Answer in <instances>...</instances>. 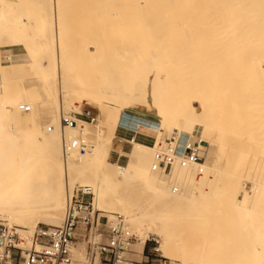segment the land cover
<instances>
[{
	"label": "bare ground",
	"instance_id": "1",
	"mask_svg": "<svg viewBox=\"0 0 264 264\" xmlns=\"http://www.w3.org/2000/svg\"><path fill=\"white\" fill-rule=\"evenodd\" d=\"M44 1L45 0H42V3ZM89 1L90 0L86 2L85 0V2L88 5H89ZM95 1L96 0H93V2L90 1V6L92 9H90L91 11L89 10V12H92L93 10L96 11V8L93 7L94 5L92 6V4H95ZM97 1L96 4L99 3V0ZM100 1H105V0H100ZM42 3L39 4L38 0H0V30L9 31V33L8 32L5 33L7 37L6 41H8L11 48L9 50L12 51L16 47L23 46L25 48L24 55L29 57L30 59L38 58V57H39L38 59H40L41 56L42 57L45 56V58L47 59L44 58L45 60L44 62H39L34 64L36 61L32 63L33 62L32 59V62L30 63H32L31 64L32 66L36 65L37 70L38 68L39 70L40 69L42 70V71L40 70L42 72L41 82L43 85H48L44 91L45 94L48 96V98L44 101V103L37 106L35 102L30 100L26 104L30 106V110L27 112L23 111L22 114L21 112L16 114V116L18 117H20L21 114V116H23V121H25L26 119L35 120V121L37 120V124L35 123L36 128L33 129L34 130L33 132H35L34 134L30 132L31 130L29 128H26L28 126H25L26 128L25 129L18 126L17 123H16L17 126L12 129L11 127L7 126L5 121H3L2 118L0 117V220L7 221L8 224L4 223L6 225H16V226L19 225V227L24 228L25 230L28 231H32L40 223L60 225L63 221L65 214L66 204L68 200V192L71 191L74 187H76L75 185L77 184L91 185L95 189L94 208L97 210L105 211L109 215L110 212L120 213L127 220L131 229H133L135 232H137L140 235L139 242L137 243L138 241L137 239V241L133 244V246L135 245L136 247L133 248L134 252L132 253V256L140 257L139 259L134 257L135 259L137 260L141 259L142 250L148 238L152 234L158 236L162 240V246L159 245V249L163 250L162 251L163 254L171 259V264H179L178 262H180V264H219V262H217L219 259L216 258L217 259L216 261L214 257L211 255L210 249L209 248L207 249L208 244L210 245V243L207 242L208 241L207 238H206V243H208L207 247L203 248L204 247L203 246L201 249V245H202L201 244L200 248L198 249L196 248L199 246L197 240L195 241L197 245L195 244L193 245L194 243L193 236L188 237L189 239L185 241V239H183L182 237H185L188 234L185 233L187 235L183 236L184 233L183 234L180 233L182 234V236L180 237L179 233L177 232L178 227L176 226L177 227L176 228L175 227L176 224L175 225L173 224L174 222L177 221H179L180 223V221L184 220L185 217L189 218L188 215H185L184 213L182 214V212L187 208H188L187 214H189L190 217L191 216L192 217L187 219L189 221L188 223L185 222L186 220L184 222L192 226V228L190 229L194 228L193 224L197 222V219H198V223L200 224L199 218H202V215L204 213L202 215L200 214L201 216L197 213L199 215L198 216L197 214L195 215L194 210H196L195 208L199 206L200 204L199 200L204 201V199L208 195H210L209 192L212 193L211 191H213V187L211 183L213 182L212 178H213V174H215L214 170L218 162L212 163L209 157L210 153L207 155V158L205 156V163L203 164L204 172L201 176H198L199 179L198 178L195 179L196 170L194 166H186L183 164L176 163L169 170L160 171L154 165L155 142L164 141V139L167 138L168 135L174 129H177L179 132H183L187 134L193 142L198 141L201 138L205 143L207 142L209 144L208 147L211 149H214L217 145L220 147V149H222L223 147L226 148L225 145L228 142V140H230L231 141L230 143H232L230 145L232 146L230 147V145L227 144V146L229 145L228 146L229 148L226 149L227 150L230 149L231 152H227L225 149L226 151L225 154L231 153L232 156L236 158V162L237 161L240 162V159H238V157L239 158L240 156L243 157L244 154L247 155L248 153L247 151H249L252 148V147L249 148L251 146L250 145L251 143L248 142L249 143L248 145L250 146H246V144H242L243 143L242 140H241L242 143L237 141V139H239V137L235 138L237 136L236 135L237 133L232 135L231 131H235V129H237V132L239 134L238 129L240 128H237L238 125H233L232 127L231 122H235L236 120L238 122L239 120H241L240 118H243L242 116L248 117L249 115H251L249 117L250 119L255 117L256 120L260 119L262 123L259 122V120L257 121L254 120V118L253 121L249 120V118L248 119L245 118L247 122L249 121L251 123L256 122L255 126L258 123L261 124L260 126L264 125L263 122L264 100L261 99L264 98L263 96L264 92L262 91L264 90V88L261 89L264 86V84L259 81L264 74L262 75L261 73L262 69L260 68L258 69V66H256V64L258 65L259 62L258 60L261 61L260 58L261 56H262V60H264V54H263L264 53V0H107L105 1V7H104V3L100 2L101 4H103V8L102 5L99 8L100 10L102 9V11H99V9L97 8L98 11H96L94 15L97 14L96 16H98V18L96 16L94 17H96L97 20H101L102 23L105 21L103 18L107 19L108 15L109 17H111L112 15L115 16L116 18L118 17V20L120 19L119 21L121 20L124 21L127 29L129 30L133 29L138 32L140 31L141 32V33L139 32L140 34L149 33L148 30L150 29L147 27L150 28L153 27L151 28V30L154 36L159 32L168 33L167 31L172 32V31L180 30L182 28L181 29L182 31L184 32L188 31L189 34H192L189 36V34H187L188 32L187 33L185 32L186 34L184 33L185 35H188L190 39L194 37L193 35L198 34L199 43H201V45L204 44L203 48L205 47V49L202 48V50L207 49L206 51L208 50L210 51L208 55L207 52L202 51L204 55H206L205 56L206 58H204V55L200 56L198 59L203 58L202 61L203 60L204 61L202 62L201 60H198L201 61L198 62L197 61L198 56L196 58L194 57L196 56L194 55L196 54L195 49L193 47L194 45L192 46L194 49V53H189L192 52L190 49L191 43L189 42L190 46L187 44L189 47L186 45L185 48H183L182 47L183 42H181L184 41L183 38V40L180 41L181 45L179 44V46H177L178 44H176V49H178L179 47L180 48L177 51L170 52L171 46L169 47L168 43L172 42V40L169 41L170 40L169 36H167L168 40L165 37L166 39H164L163 41L167 40L168 43L165 44L164 42L162 44L161 41L163 37H161V39L159 38L162 35L161 34L159 35V37L156 35L157 36L156 39H160V41L158 42L161 43L160 45L161 47L159 45L157 46V41L155 40L156 44L155 45L153 44V46H155V49H153L152 47L143 48L140 45L132 48V47H128V45L126 46L125 43V46H123V48H121L118 45L120 49L115 54L114 53L110 54L109 52L111 51H109L108 52L109 55H107L106 52L104 51L107 49L106 47L103 50L101 49L103 47H100L101 50L98 49L100 51L95 52L93 55L92 53L94 50L89 53L91 55V57L89 58L92 59V61L87 57L89 59L88 62L89 64L90 61L93 62L94 67L97 69L96 70L94 68V75L96 76V74H98V78L96 77L97 80L94 78H92L93 80L92 79L91 80L92 82L94 80L95 82L97 81L95 84L98 83L97 88L99 89V91L98 89L97 92L95 90L93 91L95 92V94L99 92L100 95L96 94V97H94L95 94L94 95L91 94L89 98H91L92 96L93 101L90 102L88 101V103H91L92 105L93 104L97 105V103H99L98 106L101 105L100 107H102L101 108L102 110H100L102 111L101 114L105 115L104 118L103 115H100L98 113V118L100 116L99 118L100 120L98 119L99 123L96 124L97 128L96 127L95 128L97 130L99 129L100 132L101 131L104 132H102V134L97 133L98 135L99 134L101 135L97 137L99 139H106L105 141L110 149V151L108 152L109 153L108 158L111 157L110 154L114 148L113 147L114 140L117 137H119L122 140H128L127 142H130L132 144L130 151L127 153L128 162L125 166H119L118 164L116 165V163H114L111 160V158L106 160V163L102 165V162L100 161L101 155L99 154L97 155L95 151H92L91 149V151L96 154L95 155L94 153H92L93 154L92 155L91 151L90 150H89L90 152L88 151V149L90 148H88L84 153L72 152L70 155L65 154L64 143L68 141L70 138L76 136L77 132L74 130L66 129L63 126L61 109L64 108L63 105H65V103L68 102V99L77 98L76 100H81L82 97H85V95L88 94V93L86 94L83 93L89 90L87 88L88 86L85 84L86 81L79 80V79H83L82 78L83 75L81 76V74L78 75L79 73H77L79 68H76L77 67L76 65L78 63L75 65L76 67L74 65H71L72 62H73L72 64H74L77 61V59L74 61L71 59L73 58V56L75 55L77 56L78 54L77 52L78 50H77L76 51L77 54L74 53L72 58L70 57L73 54L72 53L73 49L76 48L74 45L76 43L73 42L75 39H70L71 37H74L73 35L75 33H72L74 31H71V29L69 30L68 27H67L68 29H66L67 32L69 30L70 35L68 36L71 41L73 40L72 42L71 41L68 42L69 40L65 42L66 40L63 39V37H65V30L63 35L62 27L68 24L71 25V23L66 24L68 22L67 21L68 19H66L65 20L66 23L63 25L62 21L64 20L61 19L62 20L61 21L59 20V18L57 19L58 15H56V18L53 19L49 11L50 6L48 7V5ZM100 3L97 5L95 4V7L99 6ZM105 8L108 14H105L106 12L104 13ZM55 9L57 11V8ZM77 11L79 14V10ZM73 13L74 12L72 11V14ZM84 13H86V11ZM98 13L100 17L102 16V19L99 18ZM85 15H87V13ZM89 15L91 16V18L93 17L92 16L93 14L92 15L89 14ZM94 17L92 19H94ZM111 19H113V17H111ZM34 20H36V22ZM97 20L94 19L95 22ZM92 21L93 20H91V22ZM94 21L92 22L93 24ZM107 22L108 21H106L105 23ZM113 22L115 21L113 20L112 22H110V26L111 23ZM102 23L100 24V26L102 25ZM105 23L102 26L103 29H106ZM98 24L99 23L97 21V24L95 25L97 26V28L99 27L100 30L101 27L98 26ZM84 25L85 23L83 24V26ZM95 25L94 27L92 26L91 28L85 25L86 26L85 31L87 30L89 31V29H91V31L93 30L97 31L98 29L96 28ZM110 26L108 27L109 33H110V29H109ZM112 28L113 27H111V29ZM143 28L145 30L148 29L147 30L148 32H146ZM154 28H156L155 32L153 30ZM142 29L145 32H143ZM115 30H118V28ZM129 30H126V32H128ZM106 31L102 30V32L100 31L99 33L98 32L96 33H98V36L100 38L101 36L104 37ZM182 31H179V33ZM177 32L173 33V36ZM163 34L165 35V33ZM85 35L87 36V34ZM68 36L66 35V39ZM175 37H174L175 41L179 40V38L176 40L177 37L176 38ZM182 37L183 36L181 35L180 39ZM189 37L186 39L187 41H185V43H187L188 40H190ZM131 39L126 38V40L129 41ZM93 40H95L96 43H98L97 39L94 38ZM85 41H87L88 43V40ZM151 41L152 40H150V43L148 42L150 45L154 43V42L151 43ZM64 42L67 44L68 43L71 44L67 45L68 48H66V44ZM91 43H88L87 45L89 46V44L91 45ZM84 45L87 47L86 43ZM99 45L101 46V44ZM162 45L167 49V50L165 49V52L170 50L168 53L170 54L171 57L170 65L164 61L165 60L164 56L161 54L163 52L158 51L162 48ZM81 46L83 47V45ZM156 46L160 48L156 50ZM206 46L208 48H206ZM82 47L80 48L77 47V48L81 50ZM181 47L183 48V50H185V53L183 51L184 53L183 55L185 57L180 55L182 54L179 51L182 50ZM187 47L190 50L189 52L188 50H186ZM96 48L98 47L95 46V49ZM64 49L65 51H69V54H66V56L64 54L65 52ZM71 50L72 52H70ZM109 50L111 49L109 48ZM245 52L247 53V56ZM188 53H189V58H188ZM89 54L87 53L86 55L89 56ZM80 56H82V54ZM179 56H181L182 58L181 60L179 59L180 58ZM192 56L193 59L191 58ZM221 57H223V61L227 60V62L228 61L233 62L236 60L235 63L233 62L234 64H236L235 65L236 67L231 66L232 65L231 63L230 65L227 62L224 63H227V65H229V68H227L226 71H228L229 69L228 72L230 73L233 67L232 69L233 71L231 74L235 76V78L238 75H240L241 77L243 76V80H240L241 81L240 86H238L240 78L238 77L237 79L238 83L236 82V80H234V78H232L234 80L233 84L237 83L236 86L234 87V89L236 88L237 91L232 89L231 79L230 82L228 81L226 82L225 80L222 81L219 80L220 78H218V75L220 74L218 73V71H217L218 75L217 73H215L217 76H215L214 74V72H216L215 71L216 68H218L217 66L223 62ZM243 57L246 60L248 59L247 62L246 60L243 59ZM68 58L70 59L71 62H69ZM224 58L226 59L224 60ZM240 58L241 61L242 62L245 61L246 64L247 63L249 64V62L252 63L249 64V67L253 65L256 66V67L253 66V68L254 69L256 68L255 69L256 71L257 70L259 71V72L257 71L258 73L255 75L257 77H260L259 79L253 76V74L256 73L255 70L251 69V74L252 72L253 74L252 75L250 74L249 71L250 69L247 66L248 64L244 65L242 64L241 61L240 62L238 61L237 63V60H240ZM66 59L68 60L67 62L70 64V66H74L77 69L76 73L78 76L76 77L80 76V78H75V83L73 81V85L74 84L77 85L79 84V82H81V85L79 84V86H82L84 82V84L87 86L86 87L85 85H83L84 87L87 88V90L85 91V89L83 88L85 92L82 90L81 93L84 95L82 97L80 95L73 97L75 96L74 92L77 93V90L75 91V89H73V85L72 83H70L72 82L71 78H70L71 81L69 80L65 81L66 77L67 78L70 77L69 75L70 72L68 69L71 68L70 66H69L70 68H67L69 64H67L66 66L65 64ZM206 59L209 60L206 61ZM239 63H241L242 65H240ZM26 64L28 65L29 63ZM86 64L87 66L89 65L88 63ZM237 64H239L240 67H237ZM178 65L179 67L181 66L182 68H185V74L179 72V75L181 74V77L183 76V79L185 78L184 79L185 81H183V79L180 80L179 77L177 78L176 77L177 75L173 76V73H175V71L173 70H176L175 68H177L176 66ZM82 66L84 67V69H87L85 68L86 66L85 64L81 65V67ZM209 66L211 72L213 71V74H211L210 76L209 73L211 72L208 71L210 70L208 69ZM225 66L226 64L225 65L221 64L219 66L222 68V71L224 72V77L227 74L229 75V73H226L225 75V69H226ZM195 67L196 68L199 67V70L196 69L197 72L194 70ZM244 67L248 69L249 71L248 75L250 77L247 76V73L245 74V72L244 73L242 72L243 70L242 68ZM75 68H73V70ZM91 68L93 69L92 66ZM180 68L178 70L183 71L180 70ZM238 68H241L240 71ZM247 69H245L244 71H247ZM80 70L83 72L82 69ZM220 70H219V72H221L220 76L223 79H225L222 76L223 72ZM66 71H68L69 73L67 72L66 74ZM87 71L85 74H87ZM235 71L238 74H236ZM38 72L36 74L39 76L40 73L38 74ZM244 74L245 76H247V78L245 77L246 79L255 78L256 81L253 80V82H251L252 79H248L250 81L246 83L247 80L245 81ZM201 76L202 78H200ZM204 76L206 78L209 76L210 77L209 80L207 79L203 80ZM77 79L79 81H77ZM257 81L260 82L263 86L257 85ZM261 81L264 82V80ZM254 82L256 84L253 87L254 88L253 89L252 87L249 86H251L252 83L254 85ZM242 83H244L245 85H247L246 87H248L245 88L243 84L244 90L246 92L241 87ZM89 85H90L89 87L91 88H96L95 87L96 85L94 86V84H93L94 87H92L91 83ZM222 85H228V87H223ZM237 87H241V88H237ZM77 88H81V87H77ZM256 88L261 89L260 92L262 91L261 94L263 97H261L260 93L257 92L254 93L252 91L255 90ZM239 89L241 90V92L240 91L238 92ZM247 89H252L251 92H253L254 93L253 95L255 96L254 97L250 96V94L248 93L251 92L250 91L248 92ZM78 90L81 91V89ZM242 90L243 92H245L244 93L245 95L247 94L246 96H242L244 94L236 96V94L234 93L235 91L238 93H242ZM90 92L92 93V91ZM256 94L257 95L259 94L260 97L256 96ZM60 95L62 96V99L60 98ZM79 97H81V99H78ZM86 97L84 99H86ZM100 97L102 98V100L96 99V101L97 100L99 101L93 103L95 102L94 101L95 98H100ZM103 100L106 102V103L104 102V105L101 104L102 102H100ZM260 103L263 104L261 105ZM46 105L49 106V111L47 110L48 108L46 107ZM65 107L69 108L70 106H65ZM103 107L106 109L105 111ZM3 109H8V107L3 105ZM216 117H218V119H216ZM238 117L240 118L238 119ZM17 118L15 117L16 121ZM240 122H242V120L238 122L239 125ZM244 122L246 123V121ZM105 125L106 128L108 127V129L105 128ZM30 126H32L31 121H30ZM78 127L80 129L81 125L79 124ZM86 129H83L84 133L82 132L81 129L79 130L82 138L83 137L85 138V136L89 135V133L85 131ZM105 129L107 133L105 132ZM263 129L264 128L261 127L258 131L260 132V130L262 131ZM256 130L257 128L251 131V138L253 140H255L254 133L256 132ZM248 131L250 130L249 129L246 130L247 133ZM259 132L258 134H260ZM86 133L87 135H85ZM240 134H242L241 136H244L245 139V134L241 132ZM240 134L238 136H240ZM261 134L263 133L261 132ZM261 134L258 137L261 136L262 138ZM150 135H152L154 138H151ZM227 135L229 136V138L227 137ZM241 136L240 138H242ZM97 137L95 139H98ZM225 137H227L228 139ZM233 138L236 139L237 141L236 143L232 142L234 141ZM263 138L262 140H264ZM224 139L226 143L223 141ZM246 140L247 138L245 139V141ZM262 140L261 141L259 140L260 144L261 142L263 144ZM237 145L239 146L243 145V146L242 147L238 146L239 147L238 149H240L238 150L236 149ZM102 146L104 148V146L106 145H102ZM200 146L201 149L206 151L207 147L205 145L200 144ZM257 147H259V145ZM260 147L263 148L264 146H260ZM232 149H234L233 150L234 152L235 150L236 151L238 150L237 154L240 153V155L233 153ZM87 152H89L88 155L91 156V158L89 157L91 161L90 162L87 161L88 163L85 161L88 158L86 157L88 156ZM252 152H254V150ZM249 153L251 154V150L249 151ZM246 155L243 158L247 157ZM258 155L260 156V154ZM252 159L254 160L256 159V157L254 156V158ZM252 159L250 161H252ZM257 159L255 160L256 162L258 161ZM251 163H253V161ZM259 163L257 162L256 165L254 164L252 171L250 169L251 173L249 174L251 176L256 175L260 178L261 170L264 171V167L263 169L260 168ZM234 166L239 167L238 165L235 164ZM219 168L222 169V167ZM226 172L231 173V171L229 172L226 171ZM232 174L233 176H235L236 173L233 172ZM226 178H228L226 179V181L228 180L230 181V183L232 182L229 179L233 177L229 176ZM223 179H225V177ZM234 179L236 184L237 182L236 176L234 177ZM237 179H240L238 178V175H237ZM228 181L227 183H229ZM262 182L264 181H260V186H262L261 188L264 189V183ZM227 183L225 182L224 186H226ZM231 184L232 185L229 184V186H231L232 189L234 187L235 189H233V191L234 190L235 191L234 192L232 191L233 202L231 204V207L227 206L228 208H226L228 209L230 219L232 220V221L230 220L232 222V225L231 224L229 225L233 226L236 229V231L233 232L238 233L237 236L239 240H241L239 243L240 244L242 243L243 245L242 244L241 245L244 246L243 247L244 250L242 252L239 251L240 252L239 253L238 252L239 249L237 250V252L239 253V259L238 261L237 259H235V261H237L238 263H234V264H264V195L260 189H256L253 193H248L244 191L242 188H239L237 184L236 186L238 189L235 187L234 183ZM226 188L228 187L226 186ZM217 189L220 190L221 188L219 187ZM208 197L210 198L211 195ZM221 201L225 202L224 198ZM224 202L222 203L224 204ZM224 206L226 205L224 204ZM189 209L190 211L191 210L194 211L193 213L194 215H191L192 213L190 212L188 213ZM222 210L223 209H221V212ZM206 211L207 210H205L204 212ZM224 212L226 213L225 210ZM219 215L221 216V214ZM227 215L228 214H226L224 217H226ZM205 216L206 215H204V217ZM210 217H212V215ZM228 222L229 221L227 220V223ZM179 223H177V225ZM185 223H183L184 226L186 225ZM188 225H186L185 228H189L187 227ZM216 226L214 227V229L215 228L217 229ZM179 228L181 227L179 226ZM185 228L183 227V229ZM234 228L231 230H234ZM218 229L221 230L220 228ZM194 230L190 231L191 235ZM202 230L205 232L204 229ZM220 234L222 235V233ZM238 238L236 240H238ZM216 245L214 244L215 247L213 248H216ZM82 247H83L82 245L78 246L77 250L75 251V258L78 261L84 263L85 258ZM161 247H163V249ZM234 247H236L237 249V246L234 245ZM238 247L240 248V245ZM227 252L229 253V251ZM226 263L233 264V262L232 263L226 262Z\"/></svg>",
	"mask_w": 264,
	"mask_h": 264
},
{
	"label": "rangeland",
	"instance_id": "2",
	"mask_svg": "<svg viewBox=\"0 0 264 264\" xmlns=\"http://www.w3.org/2000/svg\"><path fill=\"white\" fill-rule=\"evenodd\" d=\"M55 1V2H54ZM74 1V2H73ZM76 1V2H75ZM78 1V2H77ZM81 1H82V3H81ZM90 1H92L93 2V0H90ZM90 1H89V5L86 3V2H88V0H86V2H85V0H45L43 3L45 4V5H48V7L50 8L49 9V11H50V14L52 15V17H53V19H55L56 18V15H58L57 16V19L59 18V20H61V19H63L64 21H62L63 22V25L66 23V19H68L67 21V23L66 24H68V23H71V25H66V26H63L62 28H63V30H62V33H63V35H64V30H65V37H63V39H65L66 41L65 42H67L68 40V42H70L71 40L70 39H75L73 42L74 43H76V44H74L75 45V49H73V52H72V50L70 51V52H72L73 54L70 56L71 58H72V56L74 55V53L75 54H77L76 53V51L78 52V54H77V56L75 55V56H73V58L71 59L70 57V59L71 60H76L77 59V61L74 63V64H72L71 63V65H76L77 63V67L76 68H79L78 69V72L77 73H79L78 75H80L81 74V76L83 75V79H79L80 81L81 80H83V81H86V85L88 86H86L85 84H84V82H83V85H85L87 88H88V90L89 91H86L87 90V88L86 87H84L83 85V87L82 86H79V84L81 85V82H79V84H77V85H73V81H74V83H75V78H80V76L79 77H76V76H78L77 75V73H76V71H77V69L74 67V66H70V64L67 62L68 60L66 59V61H65V64H66V66H67V64H69L68 66H67V68H70V69H68L69 70V72L68 71H66V74H67V72L69 73V75H70V77H69V75H68V77L69 78H67L66 77V79H65V81L66 80H69V81H71L72 80V82H70V83H72V85H73V89H75V91L77 90V93L76 92H74L75 93V96H73V97H76L77 95H80L81 97L82 96H84L83 94H86V93H88L87 95H85V97H86V99H87V101H86V99H84L85 97H82V99H81V97H79L78 99H81V100H76L77 98H75V99H68V102L67 103H65V105H63V109H61V112L62 113H70V114H77V113H80V112H82L84 109H89L91 112H93V113H99L100 115H103V114H101V112L102 111H100V110H102L101 108L102 107H100V106H98V104L99 103H97V105H92L91 103H88V101L90 102V101H93L92 99V96H91V98H89V96L92 94V95H94L95 94V92L93 91V90H95L96 92H97V85H98V83L97 84H95L96 82H95V80L92 82V78H94V79H96L97 80V78H98V74H96V76L94 75V64H93V62H91L92 61V59H90L89 57H91V55L89 54L90 52H92L93 50V53H92V55L95 53V52H99L101 49L103 50L105 47L108 49H106V50H104L105 52H106V54L107 55H109L108 54V52L109 51H111V52H109L110 54H115L116 52H118L119 51V49H120V47L121 48H123V46H125V43H126V46L128 45V47H137V46H141V47H143V48H150V47H152L153 49H155V46H153V44L155 45L156 43H155V40L157 41V46L159 45H161V43L163 44L164 42H165V44L166 43H168L167 42V40H168V38H167V36H169V41H171L172 40V42H170V43H168L167 45L171 48H168V49H170V50H168L167 52H165V49H166V47H163V45H162V48L160 49V50H158V51H162L163 53H161L163 56H164V61L167 63V64H169L170 65V61H171V57H170V54H168L169 53V51L170 52H174V51H177L178 49H176V44H178L177 46H179V44L181 45V42H183L182 44L184 45H182V47L183 48H185V46L188 44L189 46H190V44H189V42L191 43V51L192 52H189L190 50H189V46L187 47V49L186 50H188V52L189 53H194V49H195V52H196V54H194V55H196V56H194L195 58L197 57V61L198 60H201L202 61V59L203 58H200V59H198L200 56H203L204 55V53L202 52V51H205V52H207V55L210 53V51L208 50V51H206V50H202V48H203V46H204V44L203 45H201V43H199V35L198 34H195V35H193L194 37H192L191 39H190V35H192V34H189V32L187 33L186 31V33L187 34H189V36L188 35H185L186 33L184 32V31H182L181 29L180 30H177V31H167L168 33H166V32H159L158 34H155V36H154V34H152L153 32H152V30H151V28H153V27H147V28H149L150 30H148V29H144L146 32H148L149 31V33H144V34H140L138 31H135V30H133V29H127V27H126V25H125V23H124V21H122L123 23H124V25H123V23L121 22V21H119L118 20V17L116 18L115 16H112L111 14V17H113V19H111V17H109V15H108V18L106 19V18H103L104 20V22L102 23V21L101 20H97V18H98V16H96L97 14H95L94 15V13H96V11H98L97 10V8L99 9L100 8V6L102 5V8H103V4H101L100 2H103L104 3V7H105V1H107V0H105V1H100L99 0V3H100V5L99 6H96L95 7V4H96V1H95V4H92V6L94 7V8H96V11L95 10H93L92 12H89V10L90 9H92L91 8V6H90ZM38 2H39V4H41L42 3V0H38ZM48 3V4H46V3ZM91 2V3H92ZM98 2V1H97ZM42 3V4H43ZM77 3V4H76ZM79 3V4H78ZM99 3H97V4H99ZM108 3V2H107ZM50 4V5H49ZM72 4V5H71ZM75 4V5H74ZM83 4V5H82ZM96 4V5H97ZM28 5H30V4H28ZM56 5V6H55ZM77 5V6H76ZM87 7H86V6ZM108 5V4H107ZM106 5V6H107ZM70 6H72V7H70ZM79 6V7H78ZM77 7V8H76ZM84 7V8H83ZM55 8H57V11H56V9ZM65 8V9H64ZM82 10H81V9ZM89 8V9H88ZM93 8V9H94ZM83 9H85V10H83ZM77 10H79V14H78V11ZM88 10V11H87ZM105 11H104V13L107 11L106 10V8L104 9ZM68 11V12H67ZM72 11L75 13H73L72 14ZM86 11V13H87V15H85L86 13H84ZM91 11V10H90ZM95 11V12H94ZM99 11H102V9L100 10L99 9ZM37 12V11H36ZM77 12V13H76ZM89 12V13H88ZM109 12V11H108ZM58 13V14H57ZM83 13V14H82ZM103 13V14H104ZM111 13V12H110ZM60 14V15H59ZM89 14H93L92 16L94 17V16H96V17H94V19H96L97 21H98V26H100V24L102 23V25L100 26L101 28H100V30H99V27L97 28V26L95 25V24H97V21L95 22L94 21V19H92L91 18V16L89 15ZM102 14V15H103ZM105 14H108L107 12L105 13ZM104 14V15H105ZM76 15V16H75ZM85 15V16H84ZM98 15H99V13H98ZM100 15H101V12H100ZM100 15H99V18H101L102 19V16L100 17ZM90 17V18H88V17ZM106 16V15H105ZM104 16V17H105ZM68 17V18H67ZM78 17H79V19H78ZM114 17H115V19H114ZM65 18V19H64ZM109 18H110V21H109ZM117 19V20H116ZM91 20H93L94 21V24L91 22ZM114 20L115 22H113V23H111V26H110V22H112V21ZM35 22H36V20H34ZM83 21V22H82ZM88 21V22H87ZM106 21H108L107 23L109 24H107V23H105ZM118 21V22H117ZM136 21H138V20H136ZM141 21H143V20H141ZM91 23V25L94 27V25L96 26V28L99 30V32L101 31L102 32V30L103 31H108V27L110 26V33H109V31H108V33H107V31L105 32L106 34L104 35V37L103 36H101L100 34V36L102 37V40H101V37L99 38V36H98V30L97 31H95V30H93V31H91V29H89V31L87 30V31H85L86 30V26H88L89 28H91L92 26L90 25V23ZM101 22V23H100ZM117 22V23H116ZM119 22H121V23H119ZM140 22V21H139ZM85 23V25L83 26V24ZM106 24V29H103L102 28V26H103V24ZM127 23V22H126ZM78 24V25H77ZM121 24V25H120ZM107 25H108V27H107ZM73 26V27H72ZM105 26V25H104ZM123 26V27H122ZM152 26V25H151ZM69 28V30L71 29V31H74V32H72V33H75L73 36L74 37H71L70 39H69V36L68 35H70V33H69V30H68V32L66 31V29H68ZM77 27V28H76ZM111 27H113V28H115V29H117L118 28V30H115V29H111ZM85 28V29H84ZM105 28V27H104ZM84 29V30H83ZM94 29V28H93ZM102 29V30H101ZM143 29H142V31H143ZM121 30V31H120ZM126 30H129V31H132V32H126ZM148 30V31H147ZM154 30V32H155V30H156V28H154L153 29ZM184 30V29H183ZM145 31H143V32H145ZM179 31H182V32H180L179 33ZM6 32H8L9 33V31H2V30H0V117L2 118V120L3 121H5V123L7 124V126H9V127H11L12 129L13 128H15L17 125L18 126H20V127H22V128H25V126H28V127H26V128H29L30 130V132L32 133V134H34L35 132H33L34 130L33 129H35L36 128V124H37V120L35 121V120H29V119H26L25 121H23V116H21V114H22V112H23V110H21L20 109V106L22 105V104H27L30 100H32L33 102H35V104L37 105V106H39L40 104H42V103H44V101L48 98V96L45 94V88L48 86V85H43L42 84V82H41V71L39 70V68H38V70L36 69V65H31L32 63H34L35 61V63L34 64H36V63H39V62H44L45 60H44V58H45V56H41V58L40 59H38V58H29V57H27V56H25L24 55V47L23 46H19V47H16L15 49H13L12 51L11 50H9V49H11L10 48V45H9V43H8V41H6L7 40V37H6ZM66 32H67V34H66ZM88 32V33H87ZM96 32H98V33H96ZM171 32V33H170ZM175 32H177L174 36H173V33H175ZM69 33V34H68ZM72 33H71V36H72ZM96 33V34H95ZM163 33H165V35L163 34ZM185 33V34H184ZM84 35V36H82V35ZM85 34H87V36L85 35ZM94 34V35H93ZM130 34V35H129ZM163 36H162V35ZM183 36L181 39H180V36L181 35ZM66 35L68 36L67 37V39H66ZM92 35V36H91ZM159 37V35H161L159 38L161 39V37H163L162 38V41H161V43L160 42H158V41H160V39H156V37L157 36ZM185 35V36H184ZM78 36V37H77ZM80 36V37H79ZM95 36H97V37H95ZM130 36V37H129ZM177 38H176V37ZM83 37H84V39H83ZM92 37V38H91ZM131 37H132V39H131ZM154 37V38H153ZM167 38V40L166 41H163L164 39H166ZM174 37L176 38V40L179 38V40H177V41H175L174 40ZM186 37V38H185ZM189 37V39L190 40H188V42L187 43H185V41H187L186 39ZM87 38V39H86ZM97 39V42L98 43H96V41L95 40H93V39ZM126 38L128 39V38H130L131 40L129 41V40H126ZM138 38H140V39H138ZM153 38V39H152ZM183 38H184V41H181V40H183ZM100 39V40H99ZM143 39V40H142ZM85 40H88V43H91V45L89 44V46L87 45L88 43H87V41H85ZM99 40V41H98ZM106 40V41H105ZM126 40V41H125ZM141 40V41H140ZM150 40H152L151 41V43L152 42H154V43H152V45H150L149 43H150ZM71 41V42H72ZM125 41V42H124ZM129 41V42H128ZM181 41V42H180ZM64 42V43H65ZM110 42V43H109ZM128 42V43H127ZM132 42V43H131ZM149 42V43H148ZM177 42H180V43H177ZM86 43V45H87V47L84 45ZM107 43H109L110 44V46H109V44H107ZM131 43V44H130ZM175 43V44H174ZM66 44V48H68L67 47V45H70L69 43L67 44V43H65ZM99 44H101V46L99 45ZM105 44H106V46H105ZM122 44V45H121ZM131 46H130V45ZM146 44V45H145ZM164 44V45H165ZM79 45V46H78ZM81 45H83V47L81 46ZM103 45V46H102ZM118 45L120 46V47H118ZM194 45V46H193ZM95 46L96 47H98V48H96L95 49ZM109 46V47H108ZM156 46V50L157 49H159L160 47H157ZM167 46V47H168ZM194 47V49H193V47ZM201 46V47H200ZM70 47V46H69ZM80 48V47H82L81 48V50L80 49H78V48ZM86 47V48H85ZM100 47H103V48H101L100 49ZM117 47V48H116ZM181 47V48H182ZM64 48H65V46H64ZM73 48V47H72ZM71 48V49H72ZM109 48L111 49V50H109ZM183 48H182V50H179L182 54H180L181 56H184L183 54L185 53V50H183ZM206 48H208L207 46H206ZM70 49V48H69ZM69 49H66V50H69ZM98 49H100V50H98ZM164 51H163V50ZM175 49V50H174ZM203 49H205V47L203 48ZM210 49V48H209ZM116 50V51H115ZM167 50V49H166ZM64 51H65V49H64ZM104 51H101V52H104ZM113 51V52H112ZM183 51H184V53H183ZM66 52V53H65ZM64 52V54H65V56H66V54H69V51H65ZM82 52V53H81ZM86 52V53H85ZM187 52V51H186ZM84 53V54H83ZM89 54V56L88 55H86V54ZM189 53H188V58H189ZM249 53V52H248ZM82 54V56H80ZM169 56H168V55ZM172 54V53H171ZM187 54V53H186ZM206 54V53H205ZM245 54H246V56H247V53L245 52ZM264 54V53H263ZM79 55V56H78ZM193 55V54H192ZM244 55V54H243ZM69 56V55H68ZM114 56V55H113ZM172 56V55H171ZM181 56H179L180 58V60L182 59L181 58ZM191 56V55H190ZM206 55H204V58H206L205 57ZM22 57V58H21ZM81 58V59H78V58ZM86 57V58H85ZM91 60L90 61V64H89V59ZM107 57H109V56H107ZM185 57V56H184ZM19 58V59H18ZM22 60H21V59ZM27 59V60H24V59ZM68 58V59H69ZM112 58V57H111ZM187 58V57H186ZM186 58H184V59H186ZM192 59H193V56L191 57ZM190 58V59H191ZM208 58H210V57H208ZM248 58V57H247ZM261 58V61L260 60H258L257 62H258V65L256 64V62H255V64H256V66H258V69L260 68V69H262L261 70V73H262V75L264 74V60H262V56L260 57ZM32 59H33V62H32ZM35 59H38V60H35ZM45 59H47V58H45ZM70 59H69V62H71L70 61ZM85 59V60H84ZM110 59V58H109ZM183 59V60H184ZM221 59H222V61H223V57H221ZM226 58H224V60H225ZM239 59V58H238ZM243 59L244 60H246L244 57H243ZM242 59V60H243ZM84 60V61H83ZM188 60V59H187ZM209 60V59H208ZM207 59H206V61H208ZM248 60V59H247ZM247 60H246V62H247ZM21 61V62H20ZM26 61V62H25ZM87 61V62H86ZM201 61H198V62H201ZM204 61V60H203ZM202 61V62H203ZM236 61V60H235ZM235 61H233L234 63H235ZM238 61L240 62L241 61V58H240V60H237V63H238ZM263 61V62H262ZM30 62H32V63H30ZM80 62V63H79ZM224 62H227V60H225V61H223L221 64L222 65H225L226 64V69H225V75H226V73H229V75L227 76H225L224 77V72L222 71V66L221 67H219L220 65H218L217 67L218 68H216V72H214V74L215 73H217V71H218V73H220L221 74V72H219V70L220 71H222L223 72V74H222V76L225 78V79H223L221 76H220V74L218 75V73H217V75H218V78H220L219 80H225L226 82L228 81V82H230V79L232 80L231 81V85H232V89H234V87L236 86V84L238 83V77L240 78L239 79V85L238 86H240V80H243V76L241 77L240 75H238L236 78H235V76H233L231 73H232V69H233V67H232V69H231V73L230 72H228L229 71V69H228V71H226L227 70V68H229V65H230V63L232 64L231 66H235L236 64H234L233 62H227L229 65H227V63H224ZM242 62V61H241ZM245 61H243L242 62V64H244V65H247L246 64V62L244 63ZM26 63H29L28 65L26 64ZM86 63H88L89 65V68H88V66H87V64ZM16 64H19V65H16ZM20 64H23V65H20ZM25 64V65H24ZM64 64V65H65ZM86 65L85 66V68H87L88 69V71H87V69H84V67L82 68L81 67V65ZM240 65H242L241 63H239ZM239 64H237V67H240V65ZM249 64H252V63H250L249 62ZM249 64L247 65L248 67H249ZM179 65H181V64H179ZM179 65L178 66H176L177 68L179 67ZM199 65V64H198ZM243 65V66H244ZM70 66V67H69ZM79 66V67H78ZM91 66L93 67V69L91 68ZM173 66V65H172ZM183 66V65H182ZM231 66H230V68H231ZM243 66H241V67H243ZM251 66V65H250ZM254 67H256L255 65H253ZM253 66H251V67H249V71H250V74H251V69H253V70H255L254 68H253ZM262 66V67H261ZM181 67V66H180ZM179 67V68H180ZM212 67V66H211ZM236 67V66H235ZM234 67V68H235ZM73 68H75L74 70H73ZM172 68V67H171ZM177 68H175L176 70H173V71H175V73H173V76H175V75H177L176 77L178 78L179 77V79L180 80H182L183 79V76L181 77V74L179 75V72L180 73H184L185 74V68H180V70H183V71H179ZM224 68V67H223ZM32 69V70H31ZM80 69H84L83 70V72L80 70ZM96 69V68H95ZM196 69H198L199 70V67H195L194 68V70L197 72V70ZM208 69H210V66H209V68ZM215 69V68H214ZM214 69H212V70H214ZM217 69H219V70H217ZM239 69V71H240V69L241 68H238ZM243 70H242V72L244 73L245 72V74L247 73V76H249L248 75V73H249V71H248V69L247 68H242ZM245 69H247V71H244ZM80 70V71H79ZM97 70V69H96ZM95 70V71H96ZM172 70V69H171ZM36 71V72H35ZM39 71V72H38ZM86 71H87V74H85L86 73ZM177 71V72H176ZM209 72H211V69L210 70H208ZM207 71V72H208ZM238 71V70H237ZM238 71V72H239ZM256 71V70H255ZM254 71V72H255ZM258 71V70H257ZM256 71V73H254L253 74V72H252V74H253V76L254 77H257V76H255L258 72ZM27 72V73H26ZM35 72V73H34ZM38 72V74L40 73V75L38 76L36 73ZM81 72V73H80ZM89 72V73H88ZM207 72H205V73H207ZM97 73V72H96ZM234 73V72H233ZM235 73H236V71H235ZM234 73V74H235ZM240 73V72H239ZM34 75V76H32V75ZM89 74V75H88ZM211 74H213V71L211 72V73H209V76L211 75ZM231 74V75H230ZM236 74H238V73H236ZM235 74V75H236ZM245 74H244V79H245V81L247 80V82L246 83H248V81H250V80H248V79H252V78H248V79H246L247 78V76H245ZM251 74V75H252ZM91 75V76H90ZM203 75V74H202ZM216 74H215V76H217ZM259 75V74H258ZM261 75V76H262ZM95 76V77H94ZM200 76V75H199ZM205 77L204 76V78H203V80L204 79H207V80H209V78L210 77ZM220 76V77H219ZM231 78H230V77ZM260 76V75H259ZM264 76V75H263ZM262 76V78L259 80L260 82H262L263 84H264V82L263 81H261V80H264V77ZM97 77V78H96ZM184 77H185V75H184ZM226 77H229V78H226ZM246 77V78H245ZM250 77V76H249ZM70 78H71V80H70ZM199 78V77H198ZM200 78H202V76L200 77ZM232 78H234V80H236V82L237 83H234L233 84V82H234V80L232 79ZM242 78V79H241ZM260 77H257V79H259ZM88 79V80H87ZM92 79V80H91ZM185 79V78H184ZM183 79V81H185ZM226 79H228V80H226ZM78 79H77V81H79ZM253 80H255L256 81V79L255 78H253L252 80H251V82H253ZM87 81H88V84H87ZM92 84V87H94L95 85V87L96 88H91V87H89L90 85V83ZM260 82H258L257 81V85H261V86H263ZM93 84H94V86H93ZM243 84L244 83H242L241 85V87L243 88V90H244V87L245 88H248V87H246L247 85H245L244 84V87H243ZM249 84H251V83H249ZM255 82H254V85H253V83H252V85L251 86H249V87H254L255 86ZM234 85V86H233ZM256 85V86H257ZM223 87H228V85H222ZM230 86V85H229ZM260 86V87H261ZM77 87H81V88H77ZM231 87V86H230ZM241 87H237V88H241ZM259 87V88H260ZM83 88L85 89V91L83 90ZM90 88V89H89ZM264 88V86L261 88V89H263ZM78 89H81V91H79ZM254 89V88H253ZM257 89V88H256ZM255 89V90H256ZM261 89H257L256 91L255 90H252V89H247V91L249 92H251V90L255 93V92H257V93H260V95H261V97H263L262 96V91L264 92V90H262L261 92H260V90ZM82 90L85 92V93H81L82 92ZM234 90H236V88L234 89ZM243 90H242V93H238L239 91L241 92V90L239 89L238 90V92H234L235 94H236V96H239V95H241V94H244L245 92H243ZM79 91V92H78ZM90 91H92V93L90 92ZM98 91H99V89H98ZM247 92V93H248ZM253 92H251L252 93V95H251V93H248V94H250V96H255V95H253L254 93ZM238 93V94H237ZM97 95H100L99 94V92L98 93H96ZM96 94L94 95V97H96ZM264 94V93H263ZM247 95V94H246ZM245 94L244 95H242V96H246ZM256 96H259V94L257 95L256 94ZM260 97V96H259ZM60 98L62 99V96L60 95ZM91 99V100H90ZM96 99H101L102 100V98L100 97V98H95V102H93V103H96L97 101H99V100H97L96 101ZM251 99V98H250ZM261 99H263L264 100V98H261ZM100 102H102L101 104H103L104 105V100L103 101H100ZM249 102H251V101H249ZM261 102V101H260ZM106 103V102H105ZM246 103H247V101H246ZM263 103H264V101H263ZM263 103H260L261 105L263 104ZM3 105H5V106H7L8 107V109H3ZM65 106H70L69 108L68 107H65ZM107 106V105H106ZM46 107L48 108L47 110L49 111V106H47L46 105ZM99 109H98V108ZM105 107V106H104ZM103 107V108H104ZM263 107H264V104H263ZM76 109V110H75ZM109 109V108H108ZM264 109V108H263ZM64 110V111H63ZM66 110V111H65ZM106 109L104 108V111H105ZM70 111V112H69ZM21 112V114H20V117H18V116H16V114H18V113H20ZM108 112V111H107ZM104 113V112H103ZM105 114V113H104ZM107 114V113H106ZM246 116V115H245ZM248 116V115H247ZM251 115H249L248 117H244V116H242L243 118H240V117H238V119L240 118L241 120H242V122H240V125L238 124V122L239 121H241V120H239L238 122H237V120L235 121V122H231L232 124V127H233V125H238V127L237 128H240V129H238V131H239V134H240V132L241 133H244L245 134V132H246V130H250V131H248V133L246 132V134H245V139L247 138V142L245 141V139H244V136H241L242 134H240V136L242 137V138H240V136H238L239 134H238V132H237V129H235V131H231V133H232V135L233 134H236L237 136L235 137V135H234V137L235 138H238L239 137V139H237V141L238 142H240V143H242L241 142V140L243 141V143L242 144H246V146H250L249 148H251L250 150H251V154H252V156H251V154L249 153V151H247L248 153H247V155L246 154H244V156L246 155L247 157H245V158H243L242 156H240V158L238 157V159H240V162L239 161H237L236 162V158H234V156H232V154L231 153H227V154H225L226 153V151L227 152H231L230 151V149L229 150H227L226 148H229L228 146L230 145V144H232V143H230L231 141L230 140H228V142L226 143L225 142V139L223 140L225 143H226V148H222V149H220V147L217 145L214 149H211V148H209L208 146H209V144L206 142V143H204V145L207 147L206 148V151H205V156H206V158H207V155L210 153V155H209V157H210V159H211V161H212V163H216V162H218V164H216V168H215V174H213V178H212V183H211V185H212V187H213V191H211L212 193H210L209 192V194L211 195V197L209 198L208 196H210V195H206V196H204V197H206L205 199H204V201H200L199 200V202H200V204H199V206H197L195 209L196 210H194L195 211V215L198 213L199 215L201 214H203L202 215V218H199V222H200V224L198 223V219H197V222L195 223V224H193L194 225V228L193 229H190V228H192V226L190 227L188 224H186L185 222H189L187 219H189V218H191L190 217V215L189 214H187V209H185L183 212H182V214L184 213L185 215H188L189 216V218L188 217H185L184 218V220H182V221H180V223H179V221H177V222H174L173 224L175 225V227L177 228V232L179 233V235H180V237L182 236V234H183V236H185V235H187V236H185V237H187V238H185V237H182L183 239H185V241H187L189 238L188 237H192L193 236V239H194V243H193V245L195 244V245H197V243L195 242L196 240H197V242L199 243L198 245V247H196V248H200V245H201V249H202V247L203 248H206L207 247V244L208 243H210V245L208 244V247H207V249L209 248L210 249V253H211V255L214 257V259L217 261V259H221L220 261L218 260L217 262H219V264H228V263H226V262H233V264L234 263H238L237 261H238V259H239V251H243L244 250V246H242L239 242L241 241V240H239V238H238V236H237V234L238 233H235V232H233V231H236V229L233 227V226H230L229 224H231L232 225V220L230 219V215H229V211H228V209H226V208H228V207H231V204H232V202H233V200H232V198H233V196H232V191H233V189H235L234 187H233V189L231 188V186H229V184L230 185H232L231 183H234V185H235V187L237 188V186L239 187V188H242L244 191H246V192H248V193H253L256 189H260L261 190V192L263 193V195H264V189L263 188H261L262 186H260V181H264V171L263 170H261V173H260V178L258 177V176H256V175H250L249 173H251V171L253 170L252 168L254 167V164L256 165V163L258 162H260L259 164H260V168H262L263 169V167H264V161H263V154H264V147L263 148H261L260 146H264L263 144H264V140H262V138L264 137L263 135H264V129L261 131L260 130V132L258 131L261 127L262 128H264L263 126H260L261 124L260 123H258L259 124V126H258V124H256V126H255V123L256 122H254V123H251L250 121L249 122H247V120L245 119V118H249ZM15 117L17 118V121L15 120ZM102 117V116H101ZM103 117L105 118V115H103ZM212 117V116H211ZM252 117H253V115H252ZM99 118H100V116H99ZM98 118V119H99ZM254 118V120H256V118L255 117H253ZM253 118L252 119H250L249 118V120H252L253 121ZM216 119H218V117H216ZM215 119V120H216ZM245 119V120H244ZM81 120L83 121V122H81V121H79L78 122V124H80V125H82L83 127H85V128H83V127H80V129L82 130V132H83V129H86V128H90V127H92V128H90L89 130L88 129H86L85 131H87V133H89V135H87V133L85 134V135H87V136H85V138L83 137V139L88 143V148H90V149H88V151L90 150L91 151V149H92V151H95V153L98 155H101V158H100V161L102 162V165H104L105 163H106V160H108V159H110L111 158V160L114 162V163H116V165L118 164L119 166H125L126 164H127V162H128V156H127V153L130 151V149H131V147H132V144L130 143V142H127L128 140H122V139H120L119 137H117L115 140H114V145H113V150H112V152H111V157L110 158H108V152L110 151V149H109V147H108V144L106 143V139H99L97 136H101L100 134H102V132H104V131H101L100 132V130L98 129H96L97 128V125L96 124H98L99 122L97 121L96 123H94V124H91V123H89V122H87V120H84V119H82L81 118ZM100 120V119H99ZM214 120V119H213ZM257 120H259V122H261V120L260 119H257ZM256 120V121H257ZM27 121H29V122H27ZM30 121L32 122V126H30ZM103 121V120H102ZM244 121H246V123L244 122ZM218 122V121H217ZM263 122H264V120H263ZM16 123H17V125H16ZM26 123V124H25ZM36 123V124H35ZM102 123V122H101ZM230 123V122H229ZM262 123V122H261ZM25 124V125H24ZM35 124V125H34ZM106 124V123H105ZM244 126H242V125ZM246 126H245V125ZM96 125V126H95ZM103 125V124H102ZM107 125V124H106ZM106 125H105V128H106ZM30 126V127H29ZM101 126V125H100ZM230 126V125H229ZM239 126H241V127H239ZM32 127V128H31ZM96 127V128H95ZM25 128V129H26ZM101 128V127H100ZM245 128H247V129H245ZM255 128H257V130H256V132L254 133L255 134V136H254V139L255 140H253L252 138H251V131L253 130V129H255ZM103 129H104V126H103ZM106 129H108V127L106 128ZM106 129H105V132H106ZM230 129H231V127H230ZM242 129V130H241ZM252 129V130H251ZM28 130V129H27ZM102 130V129H101ZM175 131H178L177 129H174L169 135H168V137L173 133V132H175ZM234 132V133H233ZM258 132L261 134V132L263 133V134H261L262 135V138H261V136L260 137H258L260 134H258ZM84 133V132H83ZM97 133H100L99 135L97 134ZM107 133V132H106ZM231 133H229V134H231ZM105 134V133H104ZM243 134V135H244ZM84 135V134H83ZM246 135H247V137H246ZM98 138V139H95L96 137ZM151 136V138H154L152 135H150ZM231 136V135H230ZM227 137L229 138V136L227 135ZM227 137H225V138H227ZM103 138H105V137H103ZM227 138V139H228ZM235 138H233V140L234 141H232V142H234V143H236L237 141H236V139ZM201 139V138H200ZM199 139V140H200ZM231 139V138H230ZM244 139V140H243ZM258 139V140H257ZM264 139V138H263ZM96 140H98V141H96ZM202 140V139H201ZM262 140L263 141V144H262V142H261V144H260V141ZM126 141V142H125ZM251 141V142H250ZM254 141V142H253ZM195 142H197V141H195ZM204 142V141H203ZM246 142V143H245ZM251 143L250 145H248L249 143ZM259 142V143H258ZM152 143V142H151ZM227 144H229L228 146H227ZM237 144H239V143H237ZM253 144V145H252ZM102 145H106V146H104V148H103V146ZM224 145V144H223ZM259 145V147H257ZM102 146V147H101ZM232 145H230V147H231ZM236 146V145H235ZM239 145H237V147H236V149H238L239 147H242L243 145H241V146H239ZM99 147V148H98ZM100 148H102V149H100ZM257 148H259V149H257ZM225 149H226V151H225ZM261 149H263V150H261ZM234 149H232V151H233ZM238 150H240V149H238ZM238 150L236 151L235 150V152L233 151V153H238ZM254 150V152H252ZM89 151V152H90ZM91 151V154L92 153H94V152H92ZM224 151V152H223ZM257 151H259V152H257ZM89 152H87V155H88V153ZM116 152V153H115ZM94 153V154H95ZM254 153V154H253ZM263 153V154H262ZM95 154V155H96ZM258 154H260V156L258 155ZM93 155V154H92ZM105 155V156H104ZM218 155V156H217ZM220 155V156H219ZM234 155V154H233ZM237 155H240V153L239 154H237ZM236 156V155H235ZM249 156V157H248ZM254 156L256 157V159L257 158H259V159H257L258 161L256 162L255 160L256 159H252V158H254ZM258 156V157H257ZM262 156V157H261ZM86 157H88L85 161L87 162H90L91 161V156L90 155H88V156H86ZM85 157V158H86ZM90 157V158H89ZM237 157V156H236ZM234 158V159H233ZM242 158V159H241ZM247 158V159H246ZM252 159V161H253V163H251L252 161H250L251 159ZM263 158V159H262ZM90 159V160H89ZM223 159V160H222ZM244 159V160H243ZM243 160V161H242ZM259 160H261V161H259ZM249 161V162H248ZM87 162V163H88ZM256 162V163H255ZM262 162H263V164H262ZM241 163V164H240ZM219 164H220V166H219ZM234 164L235 165H238L239 167H235L234 166ZM258 164V165H259ZM262 164V165H261ZM232 166V167H231ZM262 166V167H261ZM219 167H222V169H220ZM229 167V168H228ZM251 167V168H250ZM232 170H231V169ZM250 169H251V171H250ZM231 171V173L229 172V173H227L226 171ZM221 171V172H220ZM226 173H225V172ZM234 173H236L235 174V176H236V180H237V182H236V184H237V186H236V184H235V179H234V177L235 176H233V172ZM223 172V173H222ZM218 173V174H217ZM225 173V174H224ZM224 174V175H223ZM228 176H227V175ZM230 174V175H229ZM231 174H232V176H231ZM217 175V176H216ZM223 175V176H222ZM237 175H238V178H240V179H237ZM201 176V175H200ZM233 177V178H231V179H229V180H231L232 182L230 183V181H228L229 183H227V181H226V179H228V178H226V177ZM225 177V179H223ZM198 178V176H196L195 177V179H197ZM216 178V179H215ZM199 179V178H198ZM214 179V180H213ZM223 179V180H222ZM215 180H216V182H215ZM224 184H223V183ZM225 182L227 183V187L229 188H226V186H224L225 185ZM262 183H264V182H262ZM78 185H82V184H77V185H75V186H78ZM215 185V186H214ZM221 186H223V187H221ZM221 188L220 190L219 189H217V188ZM215 188V189H214ZM225 189H226V191H225ZM238 189V188H237ZM219 191V192H218ZM225 191V192H224ZM235 191V190H234ZM233 191V192H234ZM245 192V193H246ZM219 194V195H218ZM220 195H222V196H220ZM214 197V198H213ZM216 197V198H215ZM217 198H219V199H217ZM224 198V200H225V202L224 201H221L222 199ZM212 199H213V201H212ZM221 199V200H220ZM208 200V201H207ZM216 200H217V202H216ZM219 200V201H218ZM211 201H212V203H211ZM216 203H215V202ZM222 202H224V204L226 205V206H224V204L222 203ZM205 203V204H204ZM206 203H208V204H206ZM215 203V204H214ZM221 205H220V204ZM215 205V206H214ZM223 205V206H222ZM212 206H214V207H212ZM219 206V207H218ZM228 206V207H227ZM224 207V208H223ZM221 209H223L222 210V212H221ZM205 210H207L206 212H204ZM220 210V211H219ZM224 210L226 211V213L224 212ZM192 211V212H191ZM190 211V209L188 210V213L190 212V213H192L191 215H194L193 213H194V211L193 210H191ZM216 211H218V212H216ZM228 211V212H227ZM224 212V213H223ZM115 212H110V215H112V214H114ZM209 213H210V215H209ZM221 214V216L219 215V214ZM118 214H120V213H118ZM197 214V215H198ZM208 214V215H207ZM226 214H228L226 217H224ZM198 215V216H199ZM200 215V216H201ZM204 215H206L207 216V218H206V216L204 217ZM212 215V217H210ZM195 217V216H194ZM209 217V218H208ZM217 217V218H216ZM224 217V218H223ZM229 217V218H228ZM197 218V217H196ZM200 219H203V220H200ZM207 219V220H206ZM222 219V220H221ZM225 219V220H224ZM229 221L228 223H227V220ZM186 220V221H185ZM208 220H209V222H208ZM218 221V222H216V221ZM231 220V221H230ZM185 221V222H184ZM214 222V223H213ZM220 222V223H219ZM4 223H7L8 224V222L7 221H4V220H0V225L1 224H4ZM177 223H179L178 225L181 227V228H179V226L177 225ZM183 223H185L186 225H188L187 227H189V228H185L186 227V225L184 226V224ZM202 223V224H201ZM209 223V224H208ZM212 223V224H211ZM217 223V224H216ZM199 224V225H198ZM220 224V225H219ZM227 224V225H226ZM204 225V226H203ZM205 225H206V227H205ZM210 225V226H209ZM217 225V226H216ZM19 226V225H18ZM201 226H202V228H201ZM217 227V229L215 228L214 229V227ZM230 228H229V227ZM183 227L185 228V229H183ZM196 227V228H195ZM222 227V228H221ZM218 228H220L221 230H219ZM228 228H229V230H228ZM234 228V230H231V229H233ZM195 229V230H194ZM202 229H204L205 230V232L202 230ZM207 229V230H206ZM210 229V230H209ZM225 229H227V230H225ZM182 230H184V231H182ZM192 230H194L193 232H192V235H191V232L190 231H192ZM132 231L136 234V236H137V239H138V241H137V243L139 242V234L137 233V232H135L133 229H132ZM180 231H182V232H180ZM213 231H214V233H213ZM197 232V233H196ZM215 232H216V234H215ZM180 233H182V234H180ZM185 233H187V234H185ZM199 233V234H198ZM207 235H206V234ZM210 235H209V234ZM220 233H222V235L220 234ZM235 234V236H234V234ZM197 234V235H196ZM196 235V236H195ZM201 236V237H200ZM204 236V237H203ZM210 236V237H209ZM220 236V237H219ZM231 236V237H230ZM200 237V238H199ZM149 238H151V239H154L155 241H156V243H157V245H161L162 246V240L158 237V236H156V235H150V237ZM199 240H198V239ZM206 238H207V242L208 243H206ZM209 238V239H208ZM218 238V239H217ZM232 238V239H231ZM238 238V240H236ZM201 239H202V241H201ZM228 239V240H227ZM230 239V240H229ZM205 240V241H204ZM210 240V241H209ZM201 243H200V242ZM211 241H212V243H211ZM160 242V243H159ZM204 242V243H203ZM214 242H217V243H214ZM237 242V243H236ZM136 243V244H137ZM206 243V244H205ZM218 243H220V244H218ZM232 245H231V244ZM214 244L216 245V248H213V247H215L214 246ZM223 244V245H222ZM230 245V246H229ZM234 245L235 246H237V249H236V247H234ZM240 245V248L238 247ZM210 246V247H209ZM212 246V247H211ZM134 247H136L135 245L133 246V248ZM220 247V248H219ZM162 249H163V247H161ZM228 248V249H227ZM227 249V250H226ZM239 249V250H238ZM161 250V249H160ZM216 250V251H215ZM235 250V251H234ZM237 250H238V252H237ZM161 251H163V250H161ZM227 251H229V253L227 252ZM237 252V253H236ZM224 253H225V255L227 256H225L224 255ZM236 253V254H235ZM229 254V255H228ZM220 255V256H219ZM231 255H233V256H231ZM131 256H132V254H131ZM222 256H224V257H222ZM133 258L135 257V258H140V257H137V256H132ZM219 257V258H218ZM228 257H230V258H228ZM236 257V258H235ZM238 257V258H237ZM169 258V257H168ZM217 258V259H216ZM232 258H233V260H232ZM229 259V260H228ZM231 259V260H230ZM235 259H237V261H235ZM224 262H223V261ZM223 262V263H222ZM179 264H180V262H178Z\"/></svg>",
	"mask_w": 264,
	"mask_h": 264
},
{
	"label": "built area",
	"instance_id": "3",
	"mask_svg": "<svg viewBox=\"0 0 264 264\" xmlns=\"http://www.w3.org/2000/svg\"><path fill=\"white\" fill-rule=\"evenodd\" d=\"M27 112L30 106L22 104ZM82 119L94 124L98 114L84 109L80 113H62V124L77 135L64 143V152L84 153L88 143L80 135L78 122ZM81 127H83L81 125ZM179 131L164 141L155 142L154 165L160 171L169 170L174 164L194 166L196 176L204 172L205 151L200 144ZM95 189L79 185L68 192L63 221L60 225L40 223L32 231L16 225H0V264H171L154 239L148 238L142 257L131 256L137 241L127 220L118 213L94 208ZM82 245L85 261L75 258V251Z\"/></svg>",
	"mask_w": 264,
	"mask_h": 264
}]
</instances>
